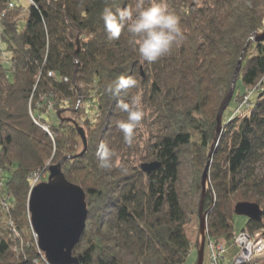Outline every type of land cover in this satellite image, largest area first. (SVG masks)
Wrapping results in <instances>:
<instances>
[{
  "label": "trees",
  "instance_id": "1",
  "mask_svg": "<svg viewBox=\"0 0 264 264\" xmlns=\"http://www.w3.org/2000/svg\"><path fill=\"white\" fill-rule=\"evenodd\" d=\"M31 1L25 8L0 0V264H48L29 199L32 178L54 161L86 194L88 221L73 250L79 264H185L193 250L186 226L199 213L218 112L241 58L236 109L224 114L209 171L206 242L232 239L241 202H258L263 211L262 222L248 220L244 230H264V92L251 103L263 90L264 42L252 39L264 33V0H169L186 40L152 64L141 63L125 37L108 39L104 27L105 7L133 0ZM17 11L28 16L15 21ZM120 76L143 89V148L127 147L115 126L127 119L118 99L128 102L137 91L107 93ZM74 122L86 132L82 156ZM101 143L116 150L118 166L99 167ZM148 161L160 169L145 174Z\"/></svg>",
  "mask_w": 264,
  "mask_h": 264
},
{
  "label": "water",
  "instance_id": "2",
  "mask_svg": "<svg viewBox=\"0 0 264 264\" xmlns=\"http://www.w3.org/2000/svg\"><path fill=\"white\" fill-rule=\"evenodd\" d=\"M255 41L263 43L264 33L257 35ZM77 47L79 51V39L77 40ZM242 61L241 58L232 79L230 92L220 106L216 136L202 176V196L198 213L201 240L198 247L197 264H204L205 260L207 215L204 213V200L209 185V171L223 132L224 114L234 97ZM73 124L84 146V151L80 155L82 156L88 147L86 132L78 123L74 122ZM62 165L63 162L50 166L48 180L32 188L29 199L30 222L37 237L38 249L48 264H79L78 258L73 256V250L80 242L86 229L89 215L88 205L85 191L67 180ZM160 167L161 163L159 162L144 163L141 165V170L145 174L151 175ZM234 214L255 223H260L263 220L261 206L256 203H238L234 208Z\"/></svg>",
  "mask_w": 264,
  "mask_h": 264
},
{
  "label": "clouds",
  "instance_id": "3",
  "mask_svg": "<svg viewBox=\"0 0 264 264\" xmlns=\"http://www.w3.org/2000/svg\"><path fill=\"white\" fill-rule=\"evenodd\" d=\"M102 20L108 39L125 37L141 63L152 64L172 56L186 40L180 17L171 8L169 0H133L127 7L115 11L105 7ZM130 89L137 90L130 100L118 99L117 102V108L127 114V119L115 121L116 128L123 133L124 144L129 148L137 143L139 130L143 129L147 116L143 89L131 76H120L106 88V92L115 97L126 95ZM96 155L102 169H112L120 164L116 150L104 143L100 144Z\"/></svg>",
  "mask_w": 264,
  "mask_h": 264
},
{
  "label": "built area",
  "instance_id": "4",
  "mask_svg": "<svg viewBox=\"0 0 264 264\" xmlns=\"http://www.w3.org/2000/svg\"><path fill=\"white\" fill-rule=\"evenodd\" d=\"M249 98H246L247 101ZM48 131V128H44ZM3 172L0 170V190L3 188ZM37 176L32 178V188L37 186ZM0 205L6 208L5 201ZM264 230L250 232L243 230L235 233L230 241H215L210 239L206 242L205 252L208 253L209 264H264ZM37 240V237L35 235ZM38 243V241H37ZM237 247V253L228 257L230 249ZM195 247L192 245V249Z\"/></svg>",
  "mask_w": 264,
  "mask_h": 264
},
{
  "label": "rangeland",
  "instance_id": "5",
  "mask_svg": "<svg viewBox=\"0 0 264 264\" xmlns=\"http://www.w3.org/2000/svg\"><path fill=\"white\" fill-rule=\"evenodd\" d=\"M16 5L18 6H23V7H28V5L32 4V1L31 0H12ZM14 14H16L14 20L17 21H21V20H24L26 16H28V14L23 11H17L15 12ZM1 20H0V27H1ZM0 32H1V28H0ZM263 34V33H262ZM260 35V34H259ZM257 36H255L253 38V41H255ZM256 42V41H255ZM262 91H259L257 94L253 95L252 96V99H251V103L252 104H255L257 99L259 98V96L264 92V79H263V85H262ZM243 92V86L242 84H239V89H238V92ZM236 109V105H235V102H233V104L230 105V107L228 108V110L226 111L225 113V118H229L231 115H233V112L235 111ZM45 119L48 120L47 117H45ZM53 123L55 125H58L59 124V119H53ZM144 129V130H143ZM140 132H142V135L144 136L143 137V140L142 141H139L137 140V143L136 145L140 148H143L145 146V143L144 141H146L148 139V133L145 131H147V129L143 128ZM80 150V149H79ZM59 161H54L52 164H50L51 166L52 165H56L58 164ZM152 161H148V162H144V163H151ZM34 176H37V184H40V183H43V182H46L48 180V177H49V169L46 171V172H43L41 173V175L39 174H36ZM208 188H210V184L208 185ZM87 201V199H86ZM255 203H258V202H255ZM259 204V203H258ZM260 206H262L261 204H259ZM233 223H234V231L236 233H239L241 231H243L244 229H246V226H247V223H248V219L245 218V217H240V216H234L233 218ZM186 230H187V233H188V236L192 242V245L195 247L189 258L187 259L186 263L185 264H197L198 262V248L199 245H200V240H201V236H200V232H199V219H198V215H193L191 216V218L189 219V223L187 224L186 226ZM238 251V248L237 247H233L230 249V253L228 254V257H232L234 256ZM204 264H209V259H208V253L205 252V260H204Z\"/></svg>",
  "mask_w": 264,
  "mask_h": 264
}]
</instances>
